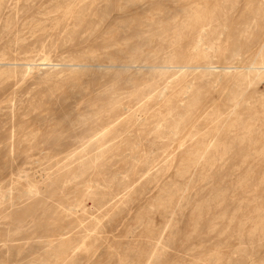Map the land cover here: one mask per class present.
Here are the masks:
<instances>
[{
	"label": "rangeland",
	"instance_id": "rangeland-1",
	"mask_svg": "<svg viewBox=\"0 0 264 264\" xmlns=\"http://www.w3.org/2000/svg\"><path fill=\"white\" fill-rule=\"evenodd\" d=\"M0 264H264V0H0Z\"/></svg>",
	"mask_w": 264,
	"mask_h": 264
},
{
	"label": "bare ground",
	"instance_id": "bare-ground-1",
	"mask_svg": "<svg viewBox=\"0 0 264 264\" xmlns=\"http://www.w3.org/2000/svg\"><path fill=\"white\" fill-rule=\"evenodd\" d=\"M235 53H236V52H235ZM236 54H239V53H236ZM234 55H235V54H234ZM234 57H235V56H234ZM236 57H237V56H236ZM236 57H235V58H236ZM241 61H242V59H241ZM243 61H244V60H243ZM235 63H236V62H235ZM254 69H255V68H254ZM212 70H213V69H212ZM259 70H260V68H259ZM204 153H205V152H204Z\"/></svg>",
	"mask_w": 264,
	"mask_h": 264
}]
</instances>
